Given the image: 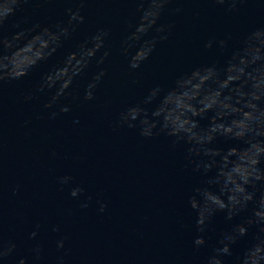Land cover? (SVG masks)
Segmentation results:
<instances>
[{
  "label": "clouds",
  "instance_id": "clouds-1",
  "mask_svg": "<svg viewBox=\"0 0 264 264\" xmlns=\"http://www.w3.org/2000/svg\"><path fill=\"white\" fill-rule=\"evenodd\" d=\"M4 2L5 10L0 13V89L6 82L28 76L64 47L65 41L85 22L81 9L87 0H73L81 7L68 8L66 22L50 26L36 24L11 36L5 34L7 23L29 0ZM137 2L139 20L134 25L129 22V34L121 41L122 54L128 57V68L132 71L149 60L157 43L166 41L172 28L158 21L173 0ZM212 2L227 4L226 10L231 13L237 12V6L246 0ZM152 31L157 35L144 39ZM110 34L107 28H97L42 76L38 90L55 89L45 108L51 109L61 96L72 94L69 90L92 67L102 50L95 63L105 62L110 54L106 47ZM214 45L223 52L229 47V39H210L204 47L212 49ZM105 75L106 70L101 69L93 77L85 90V101L94 99V90ZM31 99V95L24 97L25 102ZM60 111L67 112L69 108L64 106ZM55 115L53 112L52 117ZM203 119L209 121L206 127L200 123ZM137 123L143 137L164 135L173 147L183 146L186 167L201 177L187 198L195 214L194 248L198 250L207 244L206 234L218 213H223L227 221L247 214L242 222L221 232L205 264H225L224 258L233 256V245L253 229L251 241L235 256L233 264H264V27L242 35L223 63L194 67L178 75L167 88L158 83L147 88L141 100L120 113V126L135 128ZM220 139L235 143L220 148L217 146ZM67 180L62 178L61 183ZM82 191L75 188L70 195L76 197ZM104 208L101 204L100 211ZM35 236L36 232H32L31 237ZM15 247L14 243L0 238V261L10 256ZM58 247H63V241L58 242ZM34 251L39 258L40 247ZM19 264L26 262L21 259Z\"/></svg>",
  "mask_w": 264,
  "mask_h": 264
}]
</instances>
